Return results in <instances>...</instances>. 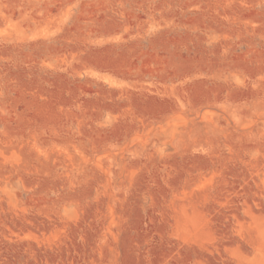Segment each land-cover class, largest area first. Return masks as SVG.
Returning <instances> with one entry per match:
<instances>
[{
	"label": "rangeland",
	"instance_id": "obj_1",
	"mask_svg": "<svg viewBox=\"0 0 264 264\" xmlns=\"http://www.w3.org/2000/svg\"><path fill=\"white\" fill-rule=\"evenodd\" d=\"M0 264H264V0H0Z\"/></svg>",
	"mask_w": 264,
	"mask_h": 264
}]
</instances>
